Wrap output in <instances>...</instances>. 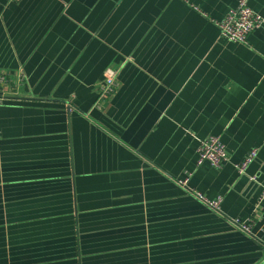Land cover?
<instances>
[{
  "label": "crops",
  "instance_id": "1",
  "mask_svg": "<svg viewBox=\"0 0 264 264\" xmlns=\"http://www.w3.org/2000/svg\"><path fill=\"white\" fill-rule=\"evenodd\" d=\"M238 1L0 0V264L264 262V23L223 37ZM110 67L120 87L98 105ZM210 135L220 168L197 164Z\"/></svg>",
  "mask_w": 264,
  "mask_h": 264
},
{
  "label": "built area",
  "instance_id": "2",
  "mask_svg": "<svg viewBox=\"0 0 264 264\" xmlns=\"http://www.w3.org/2000/svg\"><path fill=\"white\" fill-rule=\"evenodd\" d=\"M263 23V16L251 7L250 0H239L237 5L232 7L223 19L217 21L223 37L229 41L239 42L242 44H247L250 34L259 29ZM7 77L8 72L2 73L1 84L3 83L4 88H0V105L6 100L8 94H10L6 92L5 89L9 88L12 90L13 88ZM22 78L23 74L20 72L17 80H22ZM17 80L15 79L14 84ZM119 87L120 80L118 69L111 67L108 68L104 74V78L98 86V105L107 103L111 100L118 91ZM257 156L258 149L251 150V152L239 164H237L236 167L238 172L240 174H245L248 166ZM228 161L229 154L227 147L222 141L220 135H210L201 141L198 148L197 160V164L199 166L209 163L213 167L220 168ZM177 183L208 208L218 213H222L221 204L223 200L221 196L215 198L206 196L203 192L190 186L189 177L187 176L184 179H177ZM257 205L264 208V186L260 189V196ZM233 220L242 231L244 230L250 235L255 233L256 237L254 238L260 239L258 234L254 232L252 223H244V221L239 218Z\"/></svg>",
  "mask_w": 264,
  "mask_h": 264
},
{
  "label": "rangeland",
  "instance_id": "3",
  "mask_svg": "<svg viewBox=\"0 0 264 264\" xmlns=\"http://www.w3.org/2000/svg\"><path fill=\"white\" fill-rule=\"evenodd\" d=\"M252 7V6H251ZM253 8V7H252ZM111 68H113V67H111ZM107 70V69H106ZM21 71H17L16 72V75H15V77H14V79H18V76H19V73H20ZM106 72V71H105ZM105 74V73H104ZM104 78V77H103ZM20 80H17L16 81V84H18V82H19ZM6 88V87H5ZM7 89V91H8V93H12V90L11 89H9V88H6ZM222 139V138H221ZM200 146V145H199ZM199 148V147H198ZM253 149H257L256 147L255 148H253ZM253 149H251V150H253ZM251 152V151H250ZM249 152V153H250ZM248 153V154H249ZM247 154V155H248ZM206 164V163H205ZM199 166V165H198ZM191 175H192V173H186V175H185V177H183V178H181V179H184V178H186V176L187 177H189V182H190V178H191ZM176 182H177V180H176ZM179 185V184H178ZM222 197V200L224 199V197L223 196H221ZM223 203V202H222ZM221 207H222V204H221ZM222 213H223V210H222ZM233 219H237V218H233ZM244 221V223H248L249 222V224H251V222H250V220L249 219H247V220H243ZM244 231V230H243ZM247 235H249V236H251V237H256V235H255V233L254 234H249V233H247L246 231H244ZM255 232V231H254ZM257 233V232H256ZM258 234V233H257ZM260 238V237H259Z\"/></svg>",
  "mask_w": 264,
  "mask_h": 264
},
{
  "label": "water",
  "instance_id": "4",
  "mask_svg": "<svg viewBox=\"0 0 264 264\" xmlns=\"http://www.w3.org/2000/svg\"><path fill=\"white\" fill-rule=\"evenodd\" d=\"M262 264H264V262Z\"/></svg>",
  "mask_w": 264,
  "mask_h": 264
}]
</instances>
